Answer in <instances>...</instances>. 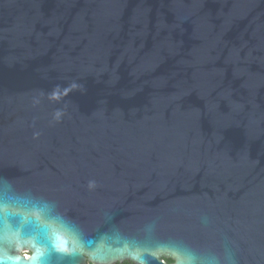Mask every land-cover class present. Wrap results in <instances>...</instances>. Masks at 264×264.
<instances>
[{
    "label": "water",
    "instance_id": "obj_1",
    "mask_svg": "<svg viewBox=\"0 0 264 264\" xmlns=\"http://www.w3.org/2000/svg\"><path fill=\"white\" fill-rule=\"evenodd\" d=\"M85 258L264 264V0H0V264Z\"/></svg>",
    "mask_w": 264,
    "mask_h": 264
},
{
    "label": "flooded vegetation",
    "instance_id": "obj_2",
    "mask_svg": "<svg viewBox=\"0 0 264 264\" xmlns=\"http://www.w3.org/2000/svg\"><path fill=\"white\" fill-rule=\"evenodd\" d=\"M24 255L28 256L30 254L27 252V253H24ZM163 262L166 264H173L172 260L164 259ZM81 264H137V263H135L134 261H131V260L115 261V262H111V263H99V262L92 261L89 258H85L84 262Z\"/></svg>",
    "mask_w": 264,
    "mask_h": 264
},
{
    "label": "snow or ice",
    "instance_id": "obj_3",
    "mask_svg": "<svg viewBox=\"0 0 264 264\" xmlns=\"http://www.w3.org/2000/svg\"><path fill=\"white\" fill-rule=\"evenodd\" d=\"M37 259H39V257H33V261H35V260H37Z\"/></svg>",
    "mask_w": 264,
    "mask_h": 264
}]
</instances>
